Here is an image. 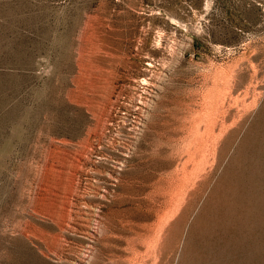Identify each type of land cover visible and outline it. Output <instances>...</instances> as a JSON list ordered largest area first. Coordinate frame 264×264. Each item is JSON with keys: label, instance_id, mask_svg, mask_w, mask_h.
<instances>
[{"label": "rangeland", "instance_id": "1", "mask_svg": "<svg viewBox=\"0 0 264 264\" xmlns=\"http://www.w3.org/2000/svg\"><path fill=\"white\" fill-rule=\"evenodd\" d=\"M0 264H264V0H0Z\"/></svg>", "mask_w": 264, "mask_h": 264}]
</instances>
